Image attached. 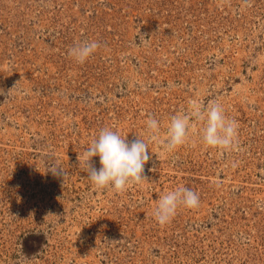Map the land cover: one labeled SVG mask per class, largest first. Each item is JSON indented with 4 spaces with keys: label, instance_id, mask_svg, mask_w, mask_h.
<instances>
[{
    "label": "rangeland",
    "instance_id": "374dc122",
    "mask_svg": "<svg viewBox=\"0 0 264 264\" xmlns=\"http://www.w3.org/2000/svg\"><path fill=\"white\" fill-rule=\"evenodd\" d=\"M193 101L222 103L237 150L193 122L173 152L148 143L144 180L93 186L78 156L102 129L147 141L152 117L163 138ZM181 185L200 205L161 226ZM0 264H264V0H0Z\"/></svg>",
    "mask_w": 264,
    "mask_h": 264
},
{
    "label": "clouds",
    "instance_id": "9594fccd",
    "mask_svg": "<svg viewBox=\"0 0 264 264\" xmlns=\"http://www.w3.org/2000/svg\"><path fill=\"white\" fill-rule=\"evenodd\" d=\"M99 46L96 40L82 41L70 47L68 55L83 64L96 53ZM193 122H203L200 134L206 147L223 152L237 150L239 122L226 115L222 103L212 101L202 107L193 101L190 103V111L177 113L170 118L163 138L160 122L152 117L145 121L147 141L137 136V139L128 142L127 136H122L111 127H105L78 156L79 163L82 161L87 166L88 178L95 188L110 187L116 192H123L131 183L145 179V165L151 158L148 143H158L166 152H173L188 142ZM93 157H99L98 169L90 166ZM48 170L54 175H65L59 161L49 164ZM199 205V193L181 185L162 193L152 214L163 226L171 222L181 207L196 209Z\"/></svg>",
    "mask_w": 264,
    "mask_h": 264
},
{
    "label": "trees",
    "instance_id": "16d2710c",
    "mask_svg": "<svg viewBox=\"0 0 264 264\" xmlns=\"http://www.w3.org/2000/svg\"><path fill=\"white\" fill-rule=\"evenodd\" d=\"M27 242V239L25 240V243ZM29 246H31V244L29 245Z\"/></svg>",
    "mask_w": 264,
    "mask_h": 264
}]
</instances>
